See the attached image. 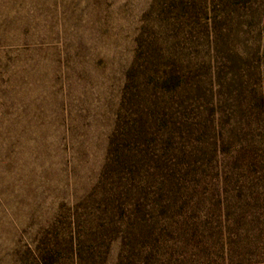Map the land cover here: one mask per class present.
I'll return each mask as SVG.
<instances>
[{
    "label": "trees",
    "instance_id": "trees-1",
    "mask_svg": "<svg viewBox=\"0 0 264 264\" xmlns=\"http://www.w3.org/2000/svg\"><path fill=\"white\" fill-rule=\"evenodd\" d=\"M255 1H152L141 19L94 180L79 189L75 139L84 136L83 124L75 127L66 100L61 101L65 113L58 123L65 128L60 137L69 161L63 163L67 177L58 187L60 202L49 212L32 209L13 221L0 214V264H107L116 241L122 243L118 264H127L168 238L200 246V227L213 238V221L194 213L207 192L216 191L207 180L213 179L208 170L218 155L216 134L227 126L228 139L240 138L234 120L261 101L259 54L242 39L243 29L256 25ZM20 49L49 50L45 42ZM6 54L1 69L10 68L5 62L16 57ZM61 74L60 83L70 86V72ZM33 120L18 119L16 125L30 128ZM45 138L0 131L1 206L11 190L7 176L20 166L22 152L14 161L13 151L27 145L37 162V146ZM212 206L221 210L219 200ZM241 213L234 212L233 223L245 218ZM15 224L20 228L13 230ZM215 234L223 239L221 232Z\"/></svg>",
    "mask_w": 264,
    "mask_h": 264
},
{
    "label": "rangeland",
    "instance_id": "rangeland-1",
    "mask_svg": "<svg viewBox=\"0 0 264 264\" xmlns=\"http://www.w3.org/2000/svg\"><path fill=\"white\" fill-rule=\"evenodd\" d=\"M152 1L0 0V38L4 41L0 57L5 61L9 51L11 58L16 56L12 63L5 62L10 68H0V131L47 136L39 140L37 162L24 141L22 148L13 151L14 161L22 152L20 166H13L7 176L11 190L0 204L1 215L13 221L32 209L49 212L60 202L58 187L66 181L63 170L69 161L60 137L65 128L58 123L65 113L61 101L66 100L75 127L83 124L80 134L84 136L75 139L79 189L94 180L102 165L124 73L133 60L141 19ZM255 5L259 10L256 25L245 27L242 39L259 54L261 101L244 118L234 120V127L239 121L240 138L228 139L227 126L216 134L218 155L208 170L213 179H207L211 181L208 188L214 185L216 191L212 196L207 192L198 215L194 213L213 221V238L200 227V246L168 238L127 264H257L264 259V0H256ZM41 42L49 49L45 53L20 49ZM64 69L70 72V86L60 83ZM29 118L34 119L30 128L16 125L18 119ZM224 121L219 120L220 127ZM218 200L221 210L217 206L215 212L212 205ZM234 212L245 217L239 224L233 223ZM12 226L13 230L20 228ZM121 249V241L113 243L107 264L119 263Z\"/></svg>",
    "mask_w": 264,
    "mask_h": 264
}]
</instances>
